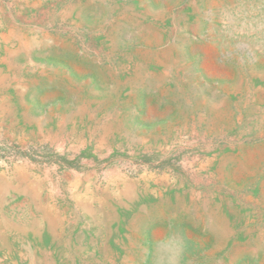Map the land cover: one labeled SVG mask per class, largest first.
I'll use <instances>...</instances> for the list:
<instances>
[{"label": "rangeland", "instance_id": "obj_1", "mask_svg": "<svg viewBox=\"0 0 264 264\" xmlns=\"http://www.w3.org/2000/svg\"><path fill=\"white\" fill-rule=\"evenodd\" d=\"M264 264V0H0V264Z\"/></svg>", "mask_w": 264, "mask_h": 264}, {"label": "clouds", "instance_id": "obj_2", "mask_svg": "<svg viewBox=\"0 0 264 264\" xmlns=\"http://www.w3.org/2000/svg\"><path fill=\"white\" fill-rule=\"evenodd\" d=\"M187 243L178 232L158 233L152 243L149 264H183Z\"/></svg>", "mask_w": 264, "mask_h": 264}]
</instances>
